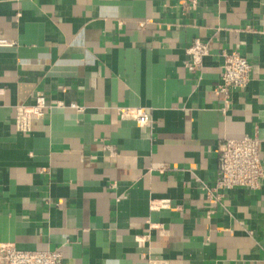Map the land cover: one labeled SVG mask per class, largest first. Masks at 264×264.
Masks as SVG:
<instances>
[{
	"label": "crops",
	"instance_id": "1",
	"mask_svg": "<svg viewBox=\"0 0 264 264\" xmlns=\"http://www.w3.org/2000/svg\"><path fill=\"white\" fill-rule=\"evenodd\" d=\"M195 1L0 0V243L62 264H264V176L214 190L224 139L259 138L264 169V0ZM194 38L208 55L189 71ZM232 50L250 80L222 113ZM37 92L50 107L16 131Z\"/></svg>",
	"mask_w": 264,
	"mask_h": 264
},
{
	"label": "built area",
	"instance_id": "2",
	"mask_svg": "<svg viewBox=\"0 0 264 264\" xmlns=\"http://www.w3.org/2000/svg\"><path fill=\"white\" fill-rule=\"evenodd\" d=\"M190 1L194 6L195 0ZM9 39H0V46H12ZM189 55L186 68L189 71L201 67L202 61L208 55V43L200 38H194L186 49ZM224 62L219 83L213 92L219 96L221 105L219 110L225 113L231 108L234 93L242 91L250 80L251 65L248 60L236 50L223 53ZM57 107H69L80 112L83 106L71 102H56ZM50 107L45 96L37 92L31 104L16 106L13 126L16 131H29L31 121L41 118L45 110ZM117 115L121 119H130L139 126H151L152 120L147 107L117 106ZM264 176V169L260 157V139L256 136L243 135L238 138L224 139L218 147V162L214 182V190L225 191L234 187L254 189L259 179ZM155 208L156 205L153 204ZM0 264H62V254L58 249L50 250H22L11 243H0Z\"/></svg>",
	"mask_w": 264,
	"mask_h": 264
}]
</instances>
